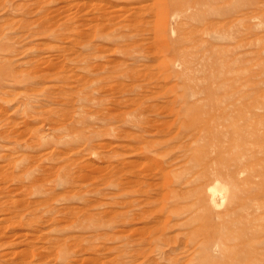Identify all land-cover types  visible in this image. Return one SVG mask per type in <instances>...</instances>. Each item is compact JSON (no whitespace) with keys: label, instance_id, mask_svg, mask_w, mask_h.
<instances>
[{"label":"rangeland","instance_id":"1","mask_svg":"<svg viewBox=\"0 0 264 264\" xmlns=\"http://www.w3.org/2000/svg\"><path fill=\"white\" fill-rule=\"evenodd\" d=\"M163 5L0 0V264H264V0H233L229 40L219 19L224 75L188 40L201 17ZM239 91L248 121L204 129ZM224 155L234 179L215 194L253 212L202 198Z\"/></svg>","mask_w":264,"mask_h":264},{"label":"bare ground","instance_id":"2","mask_svg":"<svg viewBox=\"0 0 264 264\" xmlns=\"http://www.w3.org/2000/svg\"><path fill=\"white\" fill-rule=\"evenodd\" d=\"M115 1H117V0H115ZM164 1H165V5L161 6L159 10H160V12H163L166 15H167V13L170 14L172 12V16H173V17L171 16L172 19L174 17L178 18L180 16V14H181V16L184 15L185 18L188 17V15H189L190 20L192 18H194L196 20L197 17L198 18L201 17L198 19V21L200 22L199 26H197V25H191L190 26L192 29H191V31L189 30L190 33L187 32L188 33L187 34L188 40L190 43H192L193 45H196L200 48V50H198V51L201 52V54L204 56V57H202V60H204L203 58H205L206 56H209V58L211 56V58H213V59L216 58L217 65L221 66L220 69H222V70L224 69L223 75L226 72L225 70H227L228 74H229L230 68L228 69L225 61L228 60L227 56L229 57L231 55V51L229 50L231 44L228 43V44L223 45V46H215V44H213L212 41L213 40L215 41L216 39L218 40L221 37H223V36H220L221 30L217 29V26L219 25V22H218L219 19L223 20V25L227 29L226 32H229L228 40L231 39L230 38V28H231V25L233 24L232 15L234 13L233 0H164ZM116 3L117 4H115V7H119L118 10L115 8L114 14L116 16H120L119 14H122V13H120V11L124 10L130 6L128 3H124V4L123 3L120 4V2L119 3L116 2ZM104 4H106V3H104ZM106 5L104 6L105 7L104 9L108 8V5H107V7H106ZM208 5H211L213 7V11H207V9L205 7ZM109 8H110V6H109ZM110 10H112V9H110ZM126 11H127V13L130 12L129 10H126ZM126 11L124 10L125 13H126ZM106 12L107 11L105 10V13ZM111 13L113 14V12H111ZM111 13H110V15H105V17H106V18L104 17L105 19L104 18L98 19V17H100L99 15H97L96 16L97 18L96 17L95 18L97 19V21H103V22H107L109 20L111 21L112 19H107V17L111 16ZM130 14H132V13H130ZM166 15L164 18H166ZM113 16L114 15H112V17ZM116 16H114V17L117 18ZM184 16H183V18H184ZM120 17H122V15ZM213 18H217V19H213ZM96 19H94V20H96ZM94 20L92 19L91 21H94ZM195 20H193L194 23L196 22ZM159 21H160V19H159ZM94 23H95V21L92 24H94ZM98 24H99V22H98ZM98 24H95V25L98 26ZM162 25H163V27L166 26V20L162 21ZM97 26L95 28H98ZM106 28H108V27H106ZM162 30L164 31V29H162ZM101 31H103V30L101 29ZM163 31L160 30V32L156 38V41H157V44L160 45L161 49L168 50V49H166V48H168V43L162 42L163 36H164ZM78 33H79V31H78ZM82 33H79V34H82ZM177 52H178V56L180 57V59L183 58L184 60H187L189 57L190 58L195 57L194 56L195 52L194 53L193 52H187L186 50H180V49L179 50L177 49ZM196 54H199V53L196 52ZM197 56L199 57L200 55H197ZM197 56H196V58H198ZM209 58H208V60H209ZM192 60H194V59H192ZM197 60L198 59H196V61L195 60L194 61L197 62ZM199 60H200V62L202 61L201 59H199ZM208 60L206 61V63L211 62V60H209V61ZM187 62H189V60ZM184 64H185V61H184ZM186 64H188V63H186ZM192 65H195V64H192ZM192 65H190V66H192ZM200 65H201V63H200ZM196 69H198V68L196 67ZM203 69H204V67H203ZM188 70H189V68H188ZM188 70L186 69V72ZM190 71L191 70H189V72ZM194 71L197 72L196 70H194ZM192 72H193V70H192ZM200 72H202V71H200ZM220 73H222V72H220ZM228 74H227V76H228ZM230 74H231V71H230ZM224 80L226 81V79H224ZM235 82L236 81L234 80L233 88L236 86V84L238 85V82H236V83ZM227 83H228V80H227ZM223 90H226V88ZM229 90H230V88H229ZM240 93H241V91H239L238 93L226 92L224 94L226 97V102L222 105L217 106V108H218L217 114L215 113L211 117V119L208 120L207 126L202 125L204 127V129H206L208 126L223 129V127L226 125L227 122H233L236 120H240L243 122L248 121V114H247L248 103L246 101L245 95L244 96L242 95L239 97ZM238 134H240V132H236V133L234 132V133L229 134L228 131H222L220 140L222 142H226V141H230V140L237 141ZM206 156H209V153L206 154ZM216 164H220L221 168L216 169L214 172L212 171V169L214 168V165H215L213 162L211 163L210 168L205 169L206 171L212 172V174H214L215 177H213V178L209 177L208 181H207L208 182L207 186L209 185L208 187L213 188V191H211L208 194H204L202 196V198L204 200H207V201L214 200V202L216 204H223L224 201H226V200H228V202L232 203L233 200H236L237 203H241L243 206H245L247 213L253 212L254 211L253 205L252 204L248 205V203H246L245 200L241 199L238 196H236L234 199H232L230 201L228 199V196L224 195L225 191L223 193L221 192L220 194H218V192L215 194V190H219V191L223 190L227 186L226 182L231 183L234 179V174L232 172L233 164H232V161L230 158H226L225 155L221 156L216 160ZM215 198H218V199H215ZM219 200H222L223 202H220ZM253 219L256 220V218H253ZM239 223L240 224H236L237 230H235V231L241 233L242 236H246V232H247L245 229L246 223L244 224L241 221ZM68 250L69 249H64L65 253L68 252ZM62 252H63V250H62ZM220 252H221V257H224L225 256L224 254H226L225 250H221ZM238 253H239V251H238ZM68 255H69V253H68ZM245 255L246 256L244 258H246V259L249 257L255 259L254 257L257 254L246 253ZM211 264H235V263L232 261L221 260V261H215L214 263H211Z\"/></svg>","mask_w":264,"mask_h":264}]
</instances>
